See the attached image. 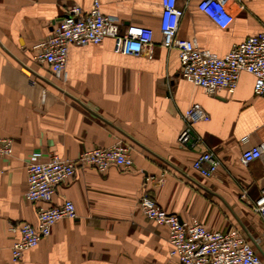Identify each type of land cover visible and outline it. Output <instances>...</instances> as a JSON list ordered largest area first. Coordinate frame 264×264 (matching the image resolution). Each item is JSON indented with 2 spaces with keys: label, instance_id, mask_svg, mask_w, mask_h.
Wrapping results in <instances>:
<instances>
[{
  "label": "crops",
  "instance_id": "0c3cea01",
  "mask_svg": "<svg viewBox=\"0 0 264 264\" xmlns=\"http://www.w3.org/2000/svg\"><path fill=\"white\" fill-rule=\"evenodd\" d=\"M199 1L178 0L184 13L177 35L219 56L264 30V0H228L234 19L226 28ZM93 2L0 0V135L14 139L13 154L0 157V264H180L169 254L168 227L139 208L145 191L183 221L237 227L264 256L263 220L250 204L264 187V159L241 161L243 150L264 141V96L254 93V76L244 71L234 92L215 94L184 79L178 49L161 44V0H100L102 12L122 27L154 30L151 55L119 52L105 37L71 45L60 76L33 59L67 6L87 13ZM185 124L195 138L189 145L178 141ZM117 141L131 148L133 167L79 168L53 198V204L72 200L77 217L57 221L13 260L19 235L10 225L38 221L37 203L25 198L28 162L51 154L76 158ZM204 149L221 161L211 177L193 169Z\"/></svg>",
  "mask_w": 264,
  "mask_h": 264
},
{
  "label": "built area",
  "instance_id": "2783aa9c",
  "mask_svg": "<svg viewBox=\"0 0 264 264\" xmlns=\"http://www.w3.org/2000/svg\"><path fill=\"white\" fill-rule=\"evenodd\" d=\"M161 1V44L178 49L184 79L210 94L220 90L232 93L237 88L241 73L246 71L254 76V93L264 96V30L236 44L224 56H219L202 48L194 38L178 37L179 20L184 8L179 6L178 0ZM198 8L223 28L234 19L228 0H200ZM105 37L114 39L115 49L119 52L136 55L144 51L150 55L153 53L154 30L151 27L138 24L122 27L118 17L104 14L100 0H94L87 13L78 4L67 6L65 15L52 33L36 45L33 59L46 63L51 72L60 76L64 74L71 45L98 44ZM192 139L195 138L191 127L185 124L178 141L189 145ZM13 147V138L0 135V157L11 156ZM256 159H264V141L243 150L241 154L244 164ZM133 164L131 148L121 141L108 147L85 149L76 158L51 154L47 159L30 160L25 198L37 203L38 221L36 224L22 221L10 225V230L19 235L11 247L12 259H19L27 249L37 246L41 239L49 236L57 221L77 217L72 200L64 199L53 204V198L58 186L73 177L79 168L90 166L105 172L111 166L128 170ZM220 164V159L212 150L204 149L195 158L193 169L204 177H211ZM242 195L245 196V193ZM250 204L263 220L264 238V187L260 196ZM139 208L150 220L168 227L169 254L180 264H264V256L237 227L214 230L198 218L183 221L178 214L159 205L146 191L140 196Z\"/></svg>",
  "mask_w": 264,
  "mask_h": 264
}]
</instances>
